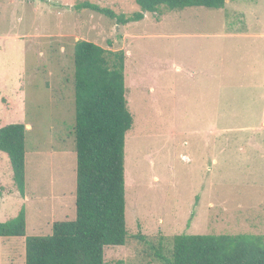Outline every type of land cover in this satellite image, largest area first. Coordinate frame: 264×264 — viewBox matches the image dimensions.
I'll return each instance as SVG.
<instances>
[{"label": "rangeland", "instance_id": "374dc122", "mask_svg": "<svg viewBox=\"0 0 264 264\" xmlns=\"http://www.w3.org/2000/svg\"><path fill=\"white\" fill-rule=\"evenodd\" d=\"M82 2L140 11L134 0H0V128L25 125L29 199L26 235L0 238V264H25V239L51 235L46 222L75 220L78 41L125 54L133 117L124 149L128 237L105 248V264H164L156 254L169 256L181 234L264 235V0L162 7L126 26L77 10ZM8 99V108L19 101L11 116L2 111ZM54 198L66 202L59 216Z\"/></svg>", "mask_w": 264, "mask_h": 264}, {"label": "trees", "instance_id": "16d2710c", "mask_svg": "<svg viewBox=\"0 0 264 264\" xmlns=\"http://www.w3.org/2000/svg\"><path fill=\"white\" fill-rule=\"evenodd\" d=\"M140 11L118 15L90 2L77 10L100 14L118 25L140 22L145 13L204 7L224 8L226 0H134ZM125 54L89 41L74 47V143L76 153L75 220L56 222L52 234L25 239V264H105L106 247L123 246L125 226V136L132 128L125 89ZM0 152L9 159L13 182L25 187V126L0 128ZM26 235L23 210L0 223V238ZM164 264H264V235L174 236Z\"/></svg>", "mask_w": 264, "mask_h": 264}, {"label": "crops", "instance_id": "0c3cea01", "mask_svg": "<svg viewBox=\"0 0 264 264\" xmlns=\"http://www.w3.org/2000/svg\"><path fill=\"white\" fill-rule=\"evenodd\" d=\"M18 94H20V91L15 90L13 92V95H11L8 98H11L13 101H15L16 96ZM11 99H8L7 102L3 103L4 107L2 106L3 107L2 111L5 112L6 114L10 115V116L13 115L12 111H13V109L16 110L15 107L17 106V103H19V101H16L15 105H13L11 108H8L6 105H8V103H10ZM16 112H17V110H16ZM19 123L22 124L23 122L19 121ZM10 124H13V123H10ZM28 128L30 129V126H28ZM36 156H41V155L36 154ZM26 157H27V152L25 149V166H26ZM4 159H5L4 156H0V223H3V222H6L10 219L15 218L20 213L21 210L24 211L25 220H26V215H27L26 211H27V205L29 203V199L26 196L25 192L21 196L20 193L18 192V190L16 189L14 182H13L11 166L9 168L7 162ZM62 181L63 180L60 181L59 186L63 185ZM55 200H56V198L53 199L52 209H53L54 215L59 216V213H61V211H64V207L66 206V202L60 201L58 204L55 202ZM8 213L10 214V216H13V217L8 219L6 217ZM54 223H56L55 219H53V222H51L50 225L46 222V225L51 227V226H53ZM37 225H39L38 227L41 230L40 226L41 225L45 226L43 219H40L39 224L37 223ZM13 238H15V237H13Z\"/></svg>", "mask_w": 264, "mask_h": 264}]
</instances>
